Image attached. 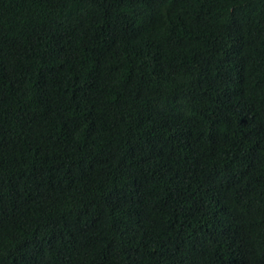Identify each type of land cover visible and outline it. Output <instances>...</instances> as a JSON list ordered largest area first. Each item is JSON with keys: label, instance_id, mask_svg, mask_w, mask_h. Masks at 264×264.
<instances>
[{"label": "trees", "instance_id": "1", "mask_svg": "<svg viewBox=\"0 0 264 264\" xmlns=\"http://www.w3.org/2000/svg\"><path fill=\"white\" fill-rule=\"evenodd\" d=\"M0 264H264V0H0Z\"/></svg>", "mask_w": 264, "mask_h": 264}]
</instances>
